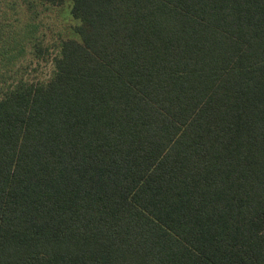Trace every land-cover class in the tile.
Returning a JSON list of instances; mask_svg holds the SVG:
<instances>
[{
    "label": "trees",
    "instance_id": "1",
    "mask_svg": "<svg viewBox=\"0 0 264 264\" xmlns=\"http://www.w3.org/2000/svg\"><path fill=\"white\" fill-rule=\"evenodd\" d=\"M72 1L0 98V264H264V0Z\"/></svg>",
    "mask_w": 264,
    "mask_h": 264
},
{
    "label": "rangeland",
    "instance_id": "2",
    "mask_svg": "<svg viewBox=\"0 0 264 264\" xmlns=\"http://www.w3.org/2000/svg\"><path fill=\"white\" fill-rule=\"evenodd\" d=\"M72 0H0V98L19 82L45 84L64 40H77L85 18Z\"/></svg>",
    "mask_w": 264,
    "mask_h": 264
}]
</instances>
